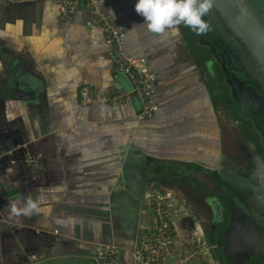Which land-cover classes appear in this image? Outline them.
I'll return each mask as SVG.
<instances>
[{"label":"crops","instance_id":"1","mask_svg":"<svg viewBox=\"0 0 264 264\" xmlns=\"http://www.w3.org/2000/svg\"><path fill=\"white\" fill-rule=\"evenodd\" d=\"M98 3L124 32L126 52L150 68L158 109L136 118L139 97L90 22L87 0L66 20L61 0H0V264L90 254L100 243L118 246L117 264H135V237L153 221L148 193L163 186L175 193L170 262L199 264L183 187L222 161V79L180 25L154 33L137 0ZM27 197L39 210L11 214L10 202L22 207Z\"/></svg>","mask_w":264,"mask_h":264},{"label":"flooded vegetation","instance_id":"2","mask_svg":"<svg viewBox=\"0 0 264 264\" xmlns=\"http://www.w3.org/2000/svg\"><path fill=\"white\" fill-rule=\"evenodd\" d=\"M210 27L215 30L211 23ZM209 30L205 33L207 39H199L197 34L198 41L210 50L203 65L212 69L215 76L218 75L226 82L231 99L236 102L235 107L241 115H237L234 103H219L224 111L225 121H221L225 122L222 124L226 128L229 142L224 144L223 158L219 166L207 172L219 188L210 189L196 179L191 182L192 185L183 187V193L189 213L195 218L198 217L201 223V232L211 245L216 263L223 264L217 256L218 250L222 252L218 236L229 226L232 204L239 205L249 217L264 224V123L255 108L258 104L261 109L263 107L258 103L259 100L256 101L254 91L241 81L228 82L230 79L226 78L223 67L232 76L231 66L227 62L229 54ZM211 42L221 48L213 51ZM210 239L216 241L212 243ZM256 256L261 260L255 259ZM253 259V264L264 261L258 255H250L249 264H252ZM225 261L228 264L226 258Z\"/></svg>","mask_w":264,"mask_h":264},{"label":"water","instance_id":"3","mask_svg":"<svg viewBox=\"0 0 264 264\" xmlns=\"http://www.w3.org/2000/svg\"><path fill=\"white\" fill-rule=\"evenodd\" d=\"M203 19L208 24V30L229 54L227 62L232 76L223 67L226 78L230 79L228 82L241 81L254 91L256 101L259 100L263 107L261 109L258 104L255 108L264 123V0H213V7ZM205 33L207 31L198 34L199 39H207ZM210 44L213 51L221 48L215 43ZM193 176L210 189L219 188L203 170H196ZM232 206L229 226L218 236L228 264H249L250 255L264 259V224L249 217L239 205ZM25 264L99 263L90 254L68 252Z\"/></svg>","mask_w":264,"mask_h":264},{"label":"built area","instance_id":"4","mask_svg":"<svg viewBox=\"0 0 264 264\" xmlns=\"http://www.w3.org/2000/svg\"><path fill=\"white\" fill-rule=\"evenodd\" d=\"M80 0H61L60 16L68 19L75 11ZM89 4V20L98 26L104 33L109 52L115 62L116 68L124 73L133 84L140 107L136 113L137 119L149 118L158 109L155 100L153 74L150 68L139 57L126 52L124 48V32L112 24L107 15L100 9L98 0H87ZM87 90H81L83 98H87ZM122 94L115 93L110 96L114 102L121 99ZM36 163V160H32ZM148 206L152 211L153 221L137 233L131 256L135 264H171L170 258L176 250L177 230L173 221L175 208V193L172 188L163 186L160 189L149 191ZM196 233V232H195ZM193 253L200 256H211L210 244L199 230L190 240ZM99 264H117L119 248L112 243H100L91 251Z\"/></svg>","mask_w":264,"mask_h":264},{"label":"clouds","instance_id":"5","mask_svg":"<svg viewBox=\"0 0 264 264\" xmlns=\"http://www.w3.org/2000/svg\"><path fill=\"white\" fill-rule=\"evenodd\" d=\"M212 7L213 0H137L135 11L144 17V24L154 33H163L183 24L202 34L208 29L203 17ZM18 203L20 201L10 202L11 214L30 216L39 210L37 202L30 197L23 199L22 207H18Z\"/></svg>","mask_w":264,"mask_h":264},{"label":"trees","instance_id":"6","mask_svg":"<svg viewBox=\"0 0 264 264\" xmlns=\"http://www.w3.org/2000/svg\"><path fill=\"white\" fill-rule=\"evenodd\" d=\"M180 26H181V29L184 33V37L186 38V40H187L189 46L192 48V50L194 52H196V54H198L202 60H206L208 57L207 56V50L201 44V42L198 41L197 33L195 31H193L191 28H189L183 24H181ZM221 90L222 91L218 94V97L220 98L221 102L230 103L232 97L230 95V92L228 91V85L226 84V82H224L223 79H222V84H221ZM210 240L212 243H214L216 241L213 239H210ZM217 256L223 264H227L221 251L218 250ZM255 259L261 260L257 256L255 257ZM255 259H253L252 264L254 263ZM261 263L264 264V261H262ZM261 263H259V264H261Z\"/></svg>","mask_w":264,"mask_h":264},{"label":"rangeland","instance_id":"7","mask_svg":"<svg viewBox=\"0 0 264 264\" xmlns=\"http://www.w3.org/2000/svg\"><path fill=\"white\" fill-rule=\"evenodd\" d=\"M205 49L207 50V52L209 53V49L207 48V47H205ZM230 102H232V103H234V100L233 99H231V101ZM235 104H236V102L234 103V108H235V110H236V112H237V115H241V113H240V111L235 107ZM225 107V106H224ZM219 109H220V118L223 120V121H225L224 120V117L223 116H225V115H223L224 113V111H222L221 110V107L219 106ZM222 123H225V122H222ZM223 125V124H222ZM226 128H225V126L223 125V130H225ZM227 141H228V137H227V134H225V143H227ZM229 142V141H228ZM224 143V144H225ZM227 147H229V145L227 146ZM228 149V148H227ZM230 150V149H229ZM228 158H229V156H228ZM181 208V207H180ZM182 209V211H183V208H181ZM186 217V218H185ZM191 217H192V222H191V224H189V220H190V214H189V212H187V214L184 216V221H186V219L188 218V226H187V229H188V239H187V241H188V246L189 247H191V245H190V240L192 239V236L194 235V234H197L198 232H199V230L201 231V223H200V221H199V219H198V217L197 218H195L194 216H192L191 215ZM196 232V233H195ZM191 252H193V250L191 251ZM210 252H212L211 250H210ZM195 254V256H198V263L199 264H217L216 263V260H215V257H214V255H213V257L214 258H211L210 256H207V257H202V256H200V254H197V253H194ZM192 257V256H191ZM193 264V263H192Z\"/></svg>","mask_w":264,"mask_h":264}]
</instances>
